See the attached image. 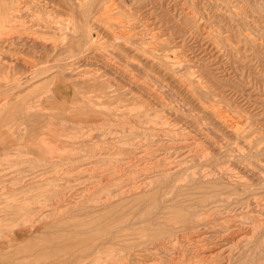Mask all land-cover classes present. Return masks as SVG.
Instances as JSON below:
<instances>
[{
  "label": "rangeland",
  "instance_id": "rangeland-1",
  "mask_svg": "<svg viewBox=\"0 0 264 264\" xmlns=\"http://www.w3.org/2000/svg\"><path fill=\"white\" fill-rule=\"evenodd\" d=\"M0 171V264H264V0H0Z\"/></svg>",
  "mask_w": 264,
  "mask_h": 264
},
{
  "label": "bare ground",
  "instance_id": "bare-ground-1",
  "mask_svg": "<svg viewBox=\"0 0 264 264\" xmlns=\"http://www.w3.org/2000/svg\"><path fill=\"white\" fill-rule=\"evenodd\" d=\"M22 6V5H21ZM18 9V8H17ZM21 9V8H20ZM19 9V10H20ZM16 10V9H15ZM23 11V10H22ZM50 12V11H49ZM16 13V12H15ZM58 22V21H57ZM32 24V23H31ZM34 26V25H33ZM30 27V26H29ZM65 27V26H64ZM37 31V30H36ZM65 33V32H64ZM60 36H63V35H60ZM25 37V36H24ZM29 37V36H28ZM53 39V38H52ZM67 40V39H66ZM87 40V39H86ZM59 41V40H58ZM61 41V40H60ZM54 43H55V41H54ZM86 43V42H85ZM62 44V43H61ZM66 44V43H65ZM48 46V45H47ZM51 48V47H50ZM48 52V51H47ZM43 56H44V54H43ZM10 59V58H9ZM21 62V61H20ZM26 64H28V63H26ZM56 64V63H55ZM56 65H58V64H56ZM45 66V65H44ZM54 66V65H53ZM28 69V68H27ZM23 71V70H22ZM54 77V76H53ZM57 77V76H56ZM56 80H58V79H52V81H56ZM59 81H56V83H55V86H56V84L58 83ZM95 84L96 83H94L93 85L95 86ZM99 84V83H98ZM52 93H54L53 91H52ZM51 93V94H52ZM54 95V94H53ZM155 97V96H154ZM143 113H144V111H143ZM174 113V112H173ZM142 115V114H141ZM136 116H138V115H136ZM135 116V117H136ZM172 118V117H171ZM144 119L146 120L147 118H145L144 117ZM162 119V118H161ZM151 120V119H150ZM139 122V121H138ZM145 122V121H144ZM147 122V121H146ZM156 122V121H155ZM132 123H133V121H132ZM139 124V123H138ZM138 124H136L137 126H139ZM191 124H192V122H191ZM141 125H143V124H141ZM140 125V126H141ZM135 126V125H134ZM143 127V126H142ZM145 128V127H144ZM155 128V127H154ZM157 128V127H156ZM130 129V128H129ZM153 129V128H152ZM163 129V128H162ZM92 130V129H91ZM137 130V129H136ZM141 130V129H140ZM173 130V129H172ZM175 130V129H174ZM230 130V129H229ZM147 131V130H146ZM152 131V130H151ZM159 131V130H158ZM89 132H90V129H89ZM92 132V131H91ZM136 132V131H135ZM137 132H140V131H137ZM148 132V131H147ZM105 133H107V132H105ZM133 133V132H132ZM104 134V133H103ZM134 134V133H133ZM142 133H140L139 135H141ZM147 134V133H146ZM149 134H151V132L149 133ZM148 134V135H149ZM135 135V134H134ZM143 135V134H142ZM152 135V134H151ZM94 136V135H93ZM236 136V135H235ZM83 138V137H82ZM90 138V137H89ZM147 138H149V137H147ZM85 139V138H84ZM130 139V138H129ZM125 140V139H124ZM123 140V141H124ZM128 140V139H127ZM132 140H133V138H131V142H132ZM148 140V139H147ZM150 140H152L151 138H150ZM158 140V139H157ZM86 141V140H85ZM120 141V140H119ZM122 142V141H121ZM140 142V141H139ZM149 142V141H148ZM78 143V142H77ZM88 143V142H87ZM147 143V142H146ZM151 143V142H150ZM163 143V142H162ZM145 144V143H144ZM144 144H142L143 146H144ZM87 145V144H86ZM129 145V144H128ZM207 145V144H206ZM89 146V145H88ZM119 146V145H118ZM118 146H116L117 148H118ZM131 146V145H130ZM134 146V145H133ZM219 147V146H218ZM121 148H123V147H121ZM111 149V148H110ZM208 149V148H207ZM88 150V149H87ZM87 150H86V152H87ZM90 150V149H89ZM120 150V149H119ZM124 151H126V150H124ZM128 151V150H127ZM178 151V150H177ZM146 152H148L149 153V151H146ZM96 153V152H95ZM143 153V152H142ZM145 154V153H144ZM143 158V157H142ZM127 159V158H126ZM119 160V159H118ZM128 160V159H127ZM117 161V160H116ZM121 162H123V161H121ZM133 162V161H132ZM124 163V162H123ZM137 163V162H136ZM119 165V164H118ZM123 165V164H122ZM125 165H126V163H125ZM145 165V164H144ZM208 165V164H207ZM49 167V166H48ZM125 168V167H124ZM141 168V167H140ZM139 168V169H140ZM120 169H122V167L120 168ZM129 169V168H128ZM131 169H133V168H131ZM138 169V168H137ZM134 170V169H133ZM136 170V169H135ZM134 170V171H135ZM141 170H143V169H141ZM128 171H130V169L128 170ZM159 171V170H158ZM1 172V171H0ZM132 172V171H131ZM163 173V172H162ZM10 174V173H9ZM157 174V173H156ZM164 174V173H163ZM1 175V174H0ZM165 175V174H164ZM167 175V174H166ZM105 176V175H104ZM160 176V175H159ZM161 176H163V175H161ZM112 177V176H111ZM117 177V176H116ZM144 178H146V177H144ZM111 179V178H110ZM58 182V181H57ZM107 183V182H106ZM98 184V183H97ZM141 184H142V182H141ZM59 187H61L60 185H59ZM55 188H57V187H55ZM62 188V187H61ZM110 188V187H109ZM125 188V187H124ZM58 189V188H57ZM96 189V188H95ZM112 189V188H111ZM7 190H8V188H7ZM10 190V189H9ZM70 190V189H69ZM87 190V189H86ZM89 190V189H88ZM90 190H92V189H90ZM110 190V189H109ZM210 190H214V189H210ZM209 190V191H210ZM6 191V190H5ZM50 191V190H49ZM56 192H53V193H51V194H53V195H55V197H58V195H63V193L60 191V190H55ZM99 191H101V190H99ZM52 192V191H51ZM111 193V192H110ZM217 194H218V192H216ZM99 194V193H98ZM101 194V193H100ZM104 194V193H103ZM116 194V193H115ZM217 194H215V195H217ZM64 195H65V193H64ZM97 195V194H96ZM113 195H114V193H113ZM207 195V194H206ZM82 196V195H81ZM100 196V195H99ZM106 196V195H105ZM211 196H213V195H211ZM203 197V196H202ZM205 197V196H204ZM53 198V197H52ZM51 198V199H52ZM136 198V197H135ZM212 198H214V197H212ZM217 198V197H216ZM26 199V198H25ZM47 199V198H46ZM79 199V198H78ZM81 199V198H80ZM98 199V198H97ZM97 199H96V201H97ZM105 199V198H104ZM103 199V200H104ZM206 199V198H205ZM215 199V198H214ZM223 199V200H222ZM221 199V201L222 202H224V198H222ZM225 199H227V198H225ZM36 200V199H35ZM56 200V199H55ZM53 201V200H52ZM58 201V200H57ZM61 201H63V199L61 200ZM65 201V200H64ZM100 201V200H99ZM197 201V200H196ZM205 201V200H204ZM218 201V200H217ZM219 202V201H218ZM107 203V202H106ZM211 203V202H210ZM29 204H31V203H29ZM77 204V203H76ZM208 204V203H207ZM27 205V204H26ZM25 205V208H23V209H21L20 211H21V216H23V215H26V214H28L29 212H28V210H27V206ZM47 205H49V204H47ZM51 205V204H50ZM53 205V204H52ZM55 205V204H54ZM66 205V204H65ZM211 205H212V203H211ZM220 205V204H219ZM23 206V205H22ZM44 206V205H43ZM221 206H224L223 204L221 205ZM220 206V207H221ZM30 207V206H29ZM212 207V206H211ZM214 207V206H213ZM30 209V208H29ZM43 209V208H42ZM61 209V208H60ZM64 209V208H63ZM187 209V208H186ZM212 209V208H211ZM34 210V209H33ZM53 210V209H52ZM59 210V209H58ZM188 210V209H187ZM206 210V209H205ZM29 211H31V210H29ZM40 211V210H39ZM182 211V210H181ZM190 211H192V210H190ZM28 212V213H27ZM54 212V211H53ZM2 213V212H1ZM32 213V215H33V212H31ZM31 213H29V214H31ZM191 213V212H190ZM196 213V212H195ZM182 214H179V216H181ZM191 215H192V213H191ZM194 215V214H193ZM197 216V215H196ZM193 217V216H192ZM189 218V217H188ZM206 219H207V217H205ZM5 219V218H4ZM26 219V218H25ZM30 219V218H29ZM176 219V218H175ZM186 219V218H185ZM188 220V219H187ZM190 220V219H189ZM60 221V220H59ZM182 221H184V220H181V223H182ZM256 221V220H255ZM180 222V221H179ZM189 222V221H188ZM13 223H15V222H13ZM49 223V222H48ZM216 223V222H215ZM95 224V223H94ZM168 223H166V225H167ZM172 223H170L169 225H171ZM132 225V224H131ZM203 225V224H202ZM65 226V225H64ZM180 226H182V224L181 225H179V228H181ZM185 226H188L187 224L185 225ZM184 226V227H185ZM192 226V225H191ZM200 226V225H199ZM198 226V227H199ZM205 226V225H204ZM165 227V226H164ZM170 227V226H169ZM172 227V226H171ZM183 227V226H182ZM196 227H197V225H196ZM197 227V228H198ZM207 227V226H206ZM173 228V227H172ZM175 228V227H174ZM173 228V229H174ZM194 228V227H193ZM196 228V229H197ZM200 228V227H199ZM170 229V228H169ZM176 229V228H175ZM182 229V228H181ZM184 229V228H183ZM201 229V228H200ZM200 229L198 230V231H200ZM164 230V229H163ZM190 230V229H189ZM204 230H205V228H204ZM207 230V229H206ZM216 230V229H215ZM113 231V230H112ZM192 231V230H191ZM197 231V230H196ZM201 231H203V230H201ZM218 231V230H217ZM235 231V230H234ZM136 232V231H135ZM171 233H172V231H170ZM174 232V231H173ZM184 232V231H183ZM186 232H188V231H186ZM211 232H213L212 230H211ZM159 233V232H158ZM161 233H163V231L161 232ZM180 233V232H179ZM179 233H176V234H178L179 235ZM198 233V232H197ZM202 233V232H201ZM204 233H205V231H204ZM216 233V232H215ZM219 233V232H218ZM234 233V232H233ZM175 234V233H174ZM193 234H195V233H193ZM199 234H200V232H199ZM203 234V233H202ZM214 234V233H213ZM219 234H221V233H219ZM239 235H240V232L238 233ZM177 235V236H178ZM181 235V234H180ZM180 235H179V237H180ZM185 235V234H184ZM201 235V234H200ZM215 235V234H214ZM217 235V234H216ZM232 235V234H231ZM158 236V235H157ZM173 236V235H172ZM156 237V236H155ZM159 237H160V235H159ZM167 237V236H166ZM169 238L171 237V236H168ZM174 237V236H173ZM176 237V236H175ZM211 237H212V235H211ZM211 237H210V239H211ZM124 238V237H123ZM126 238V237H125ZM143 238H144V236H143ZM163 238V237H162ZM157 239V238H156ZM168 239V238H167ZM167 239H165L166 241H167ZM219 239V238H218ZM226 239V238H225ZM224 239V240H225ZM9 240V239H8ZM140 240H141V237H140ZM149 240V239H148ZM155 240V239H154ZM162 240H164V239H161V241ZM172 241H173V238L171 239ZM195 240V239H194ZM202 240H204L203 238H202ZM205 240H206V237H205ZM212 240V239H211ZM223 240V241H224ZM7 241V240H6ZM144 241V240H143ZM169 241V240H168ZM201 241V240H200ZM220 241H222V240H220ZM219 241V242H220ZM139 240H138V244H139ZM142 242V241H141ZM150 242V241H149ZM157 242V241H156ZM206 242V241H205ZM212 242V241H211ZM214 242V241H213ZM212 242V243H213ZM2 243V242H1ZM122 243H124V241L122 242ZM134 243V242H133ZM133 243L131 244V247L133 246ZM164 243V242H163ZM162 243V244H163ZM200 243V242H199ZM207 243V242H206ZM92 244V243H91ZM127 244V243H126ZM128 244H130V243H128ZM135 244V243H134ZM124 245H125V243H124ZM143 245V244H142ZM148 245V244H147ZM146 245V246H147ZM154 245H156V244H154ZM160 245V244H159ZM165 245V244H164ZM205 245V244H204ZM217 245V244H216ZM129 246V245H128ZM136 246H138V245H136ZM158 246V245H157ZM215 246V245H214ZM223 246V245H222ZM10 247H12V245H10ZM139 247V246H138ZM143 247H144V245H143ZM20 248V247H19ZM121 248V247H120ZM119 248V249H120ZM123 248V247H122ZM151 248V247H150ZM182 248H183V246H182ZM211 248V247H210ZM216 248H217V246H216ZM18 249V248H17ZM116 249H118V247H116ZM130 249V248H129ZM157 249V248H156ZM181 249V248H180ZM125 250H128V248L127 249H125ZM136 250V252H137V250H139V249H135ZM154 250V249H153ZM216 250V249H215ZM122 251V250H121ZM129 251V250H128ZM151 251V250H150ZM156 251V250H155ZM127 252V251H126ZM125 252V253H126ZM162 252V251H161ZM169 252V251H168ZM179 252V251H178ZM218 252V251H217ZM222 252H223V250H222ZM127 253H129V252H127ZM141 253H143V252H141ZM144 253H145V251H144ZM165 252H163V254H164ZM167 253V252H166ZM197 253V252H196ZM134 254V253H133ZM137 254V253H136ZM140 254V253H139ZM162 254V255H163ZM209 254V253H208ZM214 254V253H213ZM212 254V255H213ZM127 255V254H126ZM138 255V254H137ZM141 255V254H140ZM143 255V254H142ZM141 255V256H142ZM168 255V254H167ZM211 255V254H210ZM220 255V254H219ZM221 255H223V254H221ZM131 256V255H130ZM129 256V257H130ZM146 256V255H145ZM166 256V255H165ZM170 256V255H169ZM225 256V255H224ZM143 257V256H142ZM176 257V256H175ZM178 257V256H177ZM221 257V256H220ZM131 258V257H130ZM162 258V257H161ZM172 258V257H171ZM197 258V257H196ZM204 258V257H203ZM164 259V258H163ZM168 259V258H167ZM167 259H165V260H167ZM173 259V258H172ZM190 259V258H189ZM224 259V258H223ZM155 260V259H154ZM174 260V259H173ZM182 260V259H181ZM185 260V259H184ZM106 261V260H105ZM133 261V260H132ZM131 261V262H132ZM149 261V260H148ZM151 261H152V259H151ZM164 261V260H163ZM183 261V260H182ZM111 262H113V261H111ZM127 262V261H126ZM135 262V261H134ZM178 262V261H177ZM184 262V261H183ZM107 263H109L108 261H107ZM128 263H130V262H128ZM82 264H84V263H82ZM92 264V263H91ZM114 264H116V263H114ZM119 264H127V263H124L122 260H121V262H119ZM133 264H150L149 262L147 263V261L145 262L144 260H138L137 259V263H133ZM165 264H166V262H165ZM171 264V263H170Z\"/></svg>",
  "mask_w": 264,
  "mask_h": 264
}]
</instances>
